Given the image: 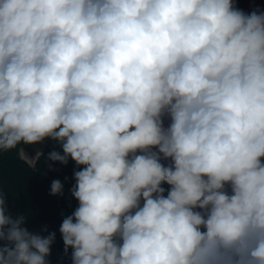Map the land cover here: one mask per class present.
Masks as SVG:
<instances>
[{"label": "clouds", "instance_id": "9594fccd", "mask_svg": "<svg viewBox=\"0 0 264 264\" xmlns=\"http://www.w3.org/2000/svg\"><path fill=\"white\" fill-rule=\"evenodd\" d=\"M46 140L80 169L59 229L72 264H264V11L0 0V153ZM5 194L0 264H49L55 233Z\"/></svg>", "mask_w": 264, "mask_h": 264}, {"label": "trees", "instance_id": "16d2710c", "mask_svg": "<svg viewBox=\"0 0 264 264\" xmlns=\"http://www.w3.org/2000/svg\"><path fill=\"white\" fill-rule=\"evenodd\" d=\"M26 146L20 145L17 149L0 153V189L6 193L7 211L13 218L27 215L24 227L29 232L45 237L55 233V241L50 249L51 254L47 258L49 264H72V249H69L68 254L65 255L59 229L63 219L72 215L78 207V201L71 196L70 190L75 184L73 172L80 169L71 160L67 165L47 160L49 153L53 150L63 154L60 145L52 140H48L42 150L43 155L40 156L35 167H30L21 159L19 153V147ZM48 165H51V169ZM53 180H59L62 183V195H50ZM163 187L167 194L168 186L163 185ZM70 196L71 205L69 206Z\"/></svg>", "mask_w": 264, "mask_h": 264}, {"label": "water", "instance_id": "95a60500", "mask_svg": "<svg viewBox=\"0 0 264 264\" xmlns=\"http://www.w3.org/2000/svg\"><path fill=\"white\" fill-rule=\"evenodd\" d=\"M235 2L237 7L245 13H250L255 9L264 11V0H235Z\"/></svg>", "mask_w": 264, "mask_h": 264}, {"label": "rangeland", "instance_id": "374dc122", "mask_svg": "<svg viewBox=\"0 0 264 264\" xmlns=\"http://www.w3.org/2000/svg\"><path fill=\"white\" fill-rule=\"evenodd\" d=\"M47 142H48V140H46L43 145H41V144H37L35 146H28L27 145L24 148V152L29 158H34L36 156L38 150H43L45 148ZM69 198L71 199V196Z\"/></svg>", "mask_w": 264, "mask_h": 264}, {"label": "built area", "instance_id": "2783aa9c", "mask_svg": "<svg viewBox=\"0 0 264 264\" xmlns=\"http://www.w3.org/2000/svg\"><path fill=\"white\" fill-rule=\"evenodd\" d=\"M69 199V203H68V205L70 206L71 205V199L70 198H68Z\"/></svg>", "mask_w": 264, "mask_h": 264}]
</instances>
